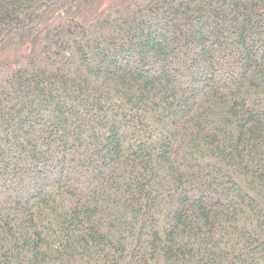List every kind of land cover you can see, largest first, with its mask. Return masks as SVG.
<instances>
[{"label": "trees", "instance_id": "trees-1", "mask_svg": "<svg viewBox=\"0 0 264 264\" xmlns=\"http://www.w3.org/2000/svg\"><path fill=\"white\" fill-rule=\"evenodd\" d=\"M0 0V264H264V0Z\"/></svg>", "mask_w": 264, "mask_h": 264}, {"label": "rangeland", "instance_id": "rangeland-1", "mask_svg": "<svg viewBox=\"0 0 264 264\" xmlns=\"http://www.w3.org/2000/svg\"><path fill=\"white\" fill-rule=\"evenodd\" d=\"M102 1H106V0H96L95 7H97L99 4H101Z\"/></svg>", "mask_w": 264, "mask_h": 264}]
</instances>
